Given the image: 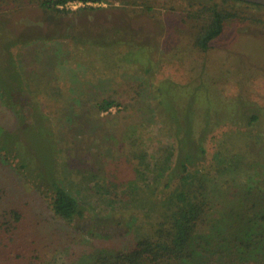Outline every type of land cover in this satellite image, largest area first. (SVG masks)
I'll use <instances>...</instances> for the list:
<instances>
[{"label": "rangeland", "instance_id": "rangeland-1", "mask_svg": "<svg viewBox=\"0 0 264 264\" xmlns=\"http://www.w3.org/2000/svg\"><path fill=\"white\" fill-rule=\"evenodd\" d=\"M7 2H0L9 7L0 8V136L12 141L20 131L26 146L14 137L20 157L0 158L7 187L0 214L24 212L14 241L0 231V264H32L36 255L41 263L37 249L51 254L55 247L61 259L87 256L149 234L155 220L146 195L164 187L159 172L176 161L168 160L175 143L163 122L199 131L218 115L226 124L209 136L201 165L209 188H219L225 205L242 188L264 190V8L233 0H102L72 1L59 12L41 0ZM212 6L236 16L204 51L195 37ZM109 97L118 104L99 112L96 103ZM251 109L259 114L252 126L244 118ZM221 142L230 157L252 151L256 163L226 170L217 157ZM132 149L146 153L147 174ZM53 175L80 202L83 219L64 223L53 215Z\"/></svg>", "mask_w": 264, "mask_h": 264}, {"label": "trees", "instance_id": "trees-1", "mask_svg": "<svg viewBox=\"0 0 264 264\" xmlns=\"http://www.w3.org/2000/svg\"><path fill=\"white\" fill-rule=\"evenodd\" d=\"M27 1L32 2V0ZM72 1L87 4L99 3L102 0H41L40 6L59 12H68L67 4ZM233 1L264 8L262 5L242 0ZM0 2L9 5L7 0ZM19 2L20 0L15 3ZM5 4H0V8L8 9L9 7ZM190 13H188L189 16ZM197 13L201 11L196 12V15ZM202 13L205 14V19L197 31L195 45L207 51L212 42L224 33L231 17L236 15L214 6L211 7L208 15L206 12ZM5 90L7 93L5 98L13 99L9 96V89ZM155 99L159 101L158 94ZM117 104L115 99L109 97L98 101L95 106L99 112H103ZM251 111L248 117L242 116L248 118L252 126L259 120V114L253 109ZM19 112L18 115L21 114V111ZM165 113L168 115L167 111ZM243 120L242 118L240 121ZM163 123L164 130L174 138L175 143L172 148H167L168 160L176 157V161L174 159L173 166L162 168L164 171L159 172L163 175L164 187L152 188L146 195L154 211L151 215V219L155 220L151 221V232L142 235L137 241L124 248L105 249L87 256V253H84L85 255L61 259L55 256L58 251L56 247V249L53 248L54 251L50 249L51 254L46 250L37 249L44 256L42 255L41 263L38 262L40 256H33L32 259L35 261L31 262L32 264H264V190L242 188L235 196L229 192V197L233 196L235 200L228 205L222 204L217 195L219 188H209V174L203 172L201 168L207 154L206 142L209 136L226 123H223L218 115L212 114L204 121L203 126L197 129L199 131H196L194 127L178 128L172 127V123L168 126L166 122ZM14 137L18 144L26 146L25 141L22 140V137H25L24 134L13 130L12 141H5L8 138L0 136V158L4 152L6 158L20 157V153L16 152L17 154L14 155L15 152L12 149L15 143ZM12 142L14 143L11 144ZM225 145L221 142L217 157L220 162L227 161L226 170L236 171L240 165L256 163L251 160L253 159L252 151L236 152L230 157L222 148ZM136 151L138 150H131L134 157L140 160V164L144 165L145 174H147L152 164L147 162L146 153L138 155ZM21 167L25 170L26 178L33 177L29 159H25ZM153 167L159 168L158 164H154ZM138 173L142 172L138 171ZM51 180L50 187L54 193L51 202L53 215L64 223L83 219L85 210L80 202L58 182L54 175ZM1 183L0 181V200L3 197L2 192L6 193L4 188H7ZM251 197L260 198L259 201L251 203ZM23 217L24 212L21 208L3 211L0 214L1 233L14 241ZM36 230L38 228H35Z\"/></svg>", "mask_w": 264, "mask_h": 264}, {"label": "water", "instance_id": "water-1", "mask_svg": "<svg viewBox=\"0 0 264 264\" xmlns=\"http://www.w3.org/2000/svg\"><path fill=\"white\" fill-rule=\"evenodd\" d=\"M242 1L264 6V0H242Z\"/></svg>", "mask_w": 264, "mask_h": 264}]
</instances>
